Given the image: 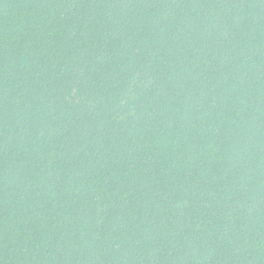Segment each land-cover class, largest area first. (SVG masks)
I'll return each instance as SVG.
<instances>
[{
  "label": "trees",
  "instance_id": "1",
  "mask_svg": "<svg viewBox=\"0 0 264 264\" xmlns=\"http://www.w3.org/2000/svg\"><path fill=\"white\" fill-rule=\"evenodd\" d=\"M0 264H264V0H0Z\"/></svg>",
  "mask_w": 264,
  "mask_h": 264
}]
</instances>
